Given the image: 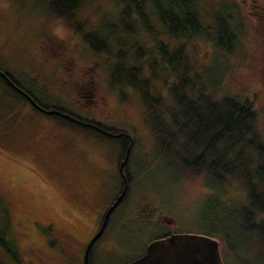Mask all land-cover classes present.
I'll list each match as a JSON object with an SVG mask.
<instances>
[{
    "label": "trees",
    "instance_id": "1",
    "mask_svg": "<svg viewBox=\"0 0 264 264\" xmlns=\"http://www.w3.org/2000/svg\"><path fill=\"white\" fill-rule=\"evenodd\" d=\"M38 2L44 8L43 31L48 22L67 19L73 30L68 40L77 38L103 59L106 81L121 105L134 95L139 98L167 181L200 180L210 189L190 228L218 237L226 264H264V124L257 95L228 82L232 63L226 53L236 51L240 34L227 11L217 8L214 0ZM240 14L241 25L250 26L245 12ZM194 37L210 43L214 52L199 55L191 43ZM18 69L1 60L2 90L106 137L118 151L119 164L131 146L125 175L119 168L121 185L123 179L127 182L119 205L123 204L138 183L135 135L84 113L36 75ZM121 190L120 186L116 193ZM8 206L0 196V264H35L20 250ZM114 212L91 248L89 264H95L96 245L111 233ZM137 220L124 225H136L140 231L145 221Z\"/></svg>",
    "mask_w": 264,
    "mask_h": 264
},
{
    "label": "rangeland",
    "instance_id": "2",
    "mask_svg": "<svg viewBox=\"0 0 264 264\" xmlns=\"http://www.w3.org/2000/svg\"><path fill=\"white\" fill-rule=\"evenodd\" d=\"M214 3L227 11L240 34L236 51L226 53L232 63L228 82L257 95L264 124V0ZM43 10L38 0H0V62L18 66L19 72L27 69L84 113L128 128L137 144V188L113 213L111 233L96 245L93 262L123 264L157 235L200 232L190 225L210 189L200 180L167 181L139 98L121 105L106 81L103 59L77 38L68 40L73 30L67 19L50 21L43 31ZM241 10L250 26L241 25ZM191 43L201 56L214 52L202 38ZM12 95L0 87V196L9 205L20 250L35 264H84L86 244L121 186L125 158L119 164L118 151L106 137ZM128 150L130 155L131 146ZM164 215L174 217L170 226ZM137 219L145 221L140 231L124 225ZM118 223L122 227L116 229Z\"/></svg>",
    "mask_w": 264,
    "mask_h": 264
},
{
    "label": "water",
    "instance_id": "3",
    "mask_svg": "<svg viewBox=\"0 0 264 264\" xmlns=\"http://www.w3.org/2000/svg\"><path fill=\"white\" fill-rule=\"evenodd\" d=\"M48 111V110H47ZM51 111V110H50ZM130 150V149H129ZM129 150L120 164L124 174V166L129 158ZM125 175V174H124ZM126 185L116 200L108 207L103 222L97 232L87 243L84 264H89L90 251L95 241L104 232L113 209L122 201L126 194ZM171 222V220H169ZM125 264H226L222 254L221 240L201 232H174L168 236L153 239L146 252Z\"/></svg>",
    "mask_w": 264,
    "mask_h": 264
},
{
    "label": "flooded vegetation",
    "instance_id": "4",
    "mask_svg": "<svg viewBox=\"0 0 264 264\" xmlns=\"http://www.w3.org/2000/svg\"><path fill=\"white\" fill-rule=\"evenodd\" d=\"M115 135H118V133H115ZM123 181H124V183H123V185H121V189H123V187H124V185H125V180L123 179ZM127 181H128V179H127ZM114 202V200L113 201H110L109 203H108V205H107V207H106V209H105V211L107 210V208L112 204ZM118 207V205L113 209V211L112 212H114L115 210H116V208ZM105 211H104V213H105ZM112 214V213H111ZM104 215V214H103ZM103 215H102V217H103ZM139 215V214H138ZM160 217L161 216H163V214H160L159 215ZM162 219H166V222H165V224L166 225H169L170 226V224H169V220H171L172 219V221L174 222V217H167V216H165L164 215V218H162ZM102 221H103V218H102V220H101V222L99 223V227H100V225H101V223H102ZM99 227H98V229H99ZM97 229V230H98ZM96 230V231H97ZM95 231V232H96ZM176 232H178V231H176ZM166 234L165 235H162V236H167V235H169V234H171V233H173V231H168V232H165ZM159 237H161V236H159ZM148 245V244H147ZM147 245L145 246V248H144V250L141 252V254L140 255H138V256H141V255H143L145 252H146V249H147ZM138 256H136V257H138ZM136 257H134V258H136ZM134 258H131V259H128V260H126L125 262H127V261H129V260H132V259H134Z\"/></svg>",
    "mask_w": 264,
    "mask_h": 264
}]
</instances>
